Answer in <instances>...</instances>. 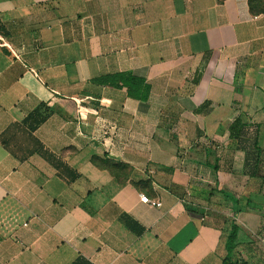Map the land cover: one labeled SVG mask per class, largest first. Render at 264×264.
<instances>
[{"label": "crops", "instance_id": "crops-1", "mask_svg": "<svg viewBox=\"0 0 264 264\" xmlns=\"http://www.w3.org/2000/svg\"><path fill=\"white\" fill-rule=\"evenodd\" d=\"M232 224L264 264V11L0 0V264H221Z\"/></svg>", "mask_w": 264, "mask_h": 264}, {"label": "trees", "instance_id": "trees-1", "mask_svg": "<svg viewBox=\"0 0 264 264\" xmlns=\"http://www.w3.org/2000/svg\"><path fill=\"white\" fill-rule=\"evenodd\" d=\"M248 6L252 13H258L264 11V0H248ZM97 82L102 84H110L112 86L124 87L127 91L128 96L138 99L140 101H145L149 93V87L144 83L143 79L136 78L130 74L114 75L110 77H104L97 80ZM45 110V111H44ZM46 113H44V112ZM49 109L44 105H40L28 116L29 119L39 120L44 119L49 114ZM236 233L237 226L232 224L227 232L225 248L227 251L221 264H246L241 259L235 256L236 249Z\"/></svg>", "mask_w": 264, "mask_h": 264}, {"label": "built area", "instance_id": "built-area-1", "mask_svg": "<svg viewBox=\"0 0 264 264\" xmlns=\"http://www.w3.org/2000/svg\"><path fill=\"white\" fill-rule=\"evenodd\" d=\"M140 202L154 208H159L161 206V203L157 199H149L147 196L143 195L139 198ZM23 226H26V224H23Z\"/></svg>", "mask_w": 264, "mask_h": 264}]
</instances>
